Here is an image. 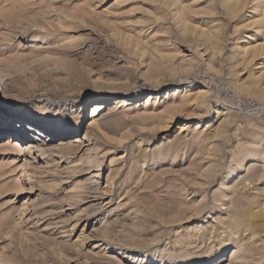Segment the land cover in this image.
<instances>
[{
  "label": "rangeland",
  "instance_id": "1",
  "mask_svg": "<svg viewBox=\"0 0 264 264\" xmlns=\"http://www.w3.org/2000/svg\"><path fill=\"white\" fill-rule=\"evenodd\" d=\"M155 1L0 0V119L24 108L44 112V125L81 124L39 146L36 157L0 145V264H138L145 254L143 264H202L220 256L205 259L223 245L211 234L219 213L189 222L183 216L202 195L215 203L213 192L234 153L252 141L264 145V56L250 61L239 52L264 40L255 34L237 43L239 19L223 0L194 2L192 16L183 14L187 21L179 24ZM191 1L179 0L178 8ZM58 16L67 26L57 23ZM207 29L219 34L216 42L207 39ZM45 54L52 55L48 61L35 59ZM186 84L190 92H183ZM197 90H205L198 117L185 103ZM93 105L100 108L97 126L86 118ZM212 105L213 126H203ZM167 118V129L159 131ZM164 132L167 137L155 142ZM121 133L126 139L119 145L111 138ZM87 144L100 155L107 150L99 181L87 172ZM64 145L72 153L55 150ZM159 152L166 156L154 161ZM139 155L155 164L134 172ZM207 156L214 173L193 180ZM252 165L239 177L255 174L261 161ZM248 184L242 198L264 210L256 188L262 183ZM82 228L84 238H78ZM246 246L257 263L264 231Z\"/></svg>",
  "mask_w": 264,
  "mask_h": 264
},
{
  "label": "bare ground",
  "instance_id": "2",
  "mask_svg": "<svg viewBox=\"0 0 264 264\" xmlns=\"http://www.w3.org/2000/svg\"><path fill=\"white\" fill-rule=\"evenodd\" d=\"M156 1H157V5H156L157 8L162 7V6L165 7L167 9V11H169L172 14L173 18L177 20V22L179 24L180 20L181 19L183 20V18H184L183 14H187L188 16H192L191 12H193V10H194L193 4H194V2H196L198 0H192L191 2L186 3L185 8H183V10L179 9L180 7H182V6H180V7L178 6L179 0H156ZM183 1L184 0H182V1L180 0L181 3ZM223 2H224L223 3L224 6L226 7V9L228 11V14L234 19L235 18L239 19L238 23H236V24H239V27H240L238 30V37H237L238 41H237V43L242 42V38L244 36L245 37L248 36L249 38H251L255 34H261L263 37L262 39L264 40V0H223ZM202 6H204V5H202ZM246 7L247 8L249 7L247 9V13L243 11ZM198 9H199V7H198ZM202 10H203V7H202ZM196 11H198L197 8H196ZM152 14H153V11H152ZM64 18L61 16H58L56 18L57 23L60 26H67V23H66L67 20H65ZM185 21H187V20L185 19ZM183 23H184V20H183ZM208 24H209V22H208ZM213 25H214V23H213ZM183 26H184V24H183ZM210 26H211V24H210ZM217 27H216V29H217ZM236 29H238V27ZM212 31L213 30H210L209 33L206 32L207 33L206 35L208 37V38L207 37L206 38L210 41V43L216 42L218 40V39L216 40L217 36L219 37V34L217 35L216 32H212ZM203 34H204V32H203ZM247 34H249V35H247ZM263 43L261 44V42H260V43L249 44L248 46H244V47L240 46L241 50H239V52L241 51L243 53V55L244 54L247 55L246 57H248L249 60L252 61L255 59V57H258V56H256L257 53H258V55H259V53H261V54H263L262 56H264V50L262 47V46H264ZM214 48H216V46ZM261 49H262V51L260 52ZM49 56H52V55H50V54L38 55V56H36L35 59L48 61ZM261 59H262V57H261ZM7 71H8V69H7ZM2 76H3V74H0V78H2ZM190 91H191V85L190 84L183 85V92H190ZM204 94H205V90L204 91L197 90V91H194L192 94H189L191 96H189V98L185 99L186 100L185 103L187 104V102H188V105H189L191 111L193 112L192 114H194L195 116L200 115L199 114L200 112H198V111H201L200 108L202 107L201 105L203 104L202 103V97H204ZM203 100H204V98H203ZM128 104H130V103H126L125 101H123V105H128ZM96 106L97 105H93L89 108L90 112L86 117L87 120H89L88 123H90L92 125H96V116L100 113V112L98 113L100 108L96 107ZM82 111H83V114H82V117H83L84 108H82ZM209 111H210L209 114L203 115L201 113L203 115V117L207 119V120L205 119V123L203 124V126H206V127L207 126L208 127L213 126L211 123V120H209L208 117L210 115L214 117L216 115V112H217V110L214 108L213 105L210 106ZM44 115H45L44 112L43 113L37 112L34 114L32 111L30 112L28 109H24V108L17 109V110L11 109L9 112H5L4 116L2 115L3 118L1 116V119H0V145L7 146V145L11 144V145H13V148L16 150L17 154H20L21 156L25 157L27 153H30L33 156L35 155V157H36L37 155L34 154L35 151L43 148V147L40 148L39 146H48L49 144L47 142H54L55 138L57 136H61V135L62 136H68L72 132H75L74 131L75 129H79L80 125H81L80 123L79 124H74V123L72 124L68 120L65 122H62V121L58 122L55 125H49V126L44 125L40 119V117L44 116ZM169 120L170 119L167 118L165 120V123L163 125H161L158 130L163 131V130L167 129V126L169 125V122H170ZM200 120H202V119H200ZM200 123H201V121L195 123L193 128L196 130H199L200 128H202V125ZM159 125H160V123H159ZM221 127H222L221 124L217 126L216 135L219 134ZM157 137L154 138L155 142L165 139L167 137V135L164 132V133H161L160 135H158ZM87 138L88 137L85 134L84 140L89 141V139H87ZM108 138H109V136H108ZM111 139H113L114 141H116V143H118L120 145L125 141L126 134L121 133L120 135H118V137H112ZM253 139L257 140L259 138L253 137ZM258 142H260V141H258ZM83 143H84V141H80L77 145V148L80 147ZM146 144L147 145L151 144V141H148ZM53 148L54 147H50L49 149L53 150V151L57 150L59 152L65 153V154H68L69 152L72 153V151L69 150V146L67 147L64 145V146H61L59 148L55 147V150ZM92 149H94V147L92 148V146L90 147V145L87 144L85 151L83 153H86L85 159H86L87 169H88L87 172H90V173L93 172L94 174L92 176L94 177L95 180H97V179H100V176L102 174L100 172V170L102 169V164H103V161L101 159L103 158L104 154L107 153L106 152L107 150L104 152L102 151V153L100 155V153H97V151L94 152V150L92 151ZM43 152L40 151L39 155H42ZM250 152H252V153L260 152V153L257 156H256V154L247 156ZM83 153L80 154V156L78 157L77 160H82V158H84ZM123 154H124V152L121 155H119V157H123ZM156 156H157V159H155L154 161L162 159L163 157L166 156V153L165 152H159L156 154ZM212 157H213V155H212ZM207 158H208V156H207ZM232 159H233V161L227 167L226 176L223 177L221 179V181H219V185H218L216 191L213 192L214 193L213 196L215 197V200H214L215 203L212 204L211 202L205 201V198H206V197L204 198L205 195H202V197L199 196L200 197L199 199H196L193 201L194 203L192 204V211L190 212L191 214L183 216L184 222H189L193 218H197V219L199 218L200 219L203 217H212L211 213H215V212L219 213L217 216H214V218H213V221L215 222V225L213 226V228H215V229H214V231H212L213 233H211V232L210 233L214 234V236L216 235V237H218V239H219V242L223 243V245L215 253L213 252L212 254L206 255L205 259L208 257H212L214 255H217V254H220V256H217L215 259L208 260L209 262H207V263L203 262L202 264H225L228 256H229V259H228L229 263L228 264H254V263H252L253 262L252 260H251L252 262L249 260V257L251 256L250 252H252V251L254 252V249L252 247H250V249L252 251L251 250L247 251L248 246H246V241L248 239H250L252 236L256 235L257 233L259 235V233L262 234L264 231V210L254 209V207L258 206V203H257V206L255 205V202H254V205L251 203L247 204L246 203L247 201H244V199L241 196L243 189L247 187L248 183H251L253 181H257V183H259V182L262 183L261 187H256V188L258 189V192L259 193L262 192V194L264 196V145L261 143L259 145H256L255 142L252 141L251 143H248L245 146H243L242 148H240V150L237 153H234L232 155ZM109 160H110L109 164H112V162L114 161V160H112V158ZM135 160H136L135 161L136 163H138V162L140 163L139 165L135 164L133 166L134 172L138 171V173L140 171L147 169V168H151L150 166L155 164V162L153 160H151V162H150L149 159L142 158L140 155ZM258 160L261 161V168L260 169L258 168L259 170L255 174L253 173V175L252 174L251 175H245L242 178L239 177L243 168H246L247 170L252 169L251 167L255 166V165H252L253 162H255V161L258 162ZM200 166L201 167H200L199 171L196 173L195 176H193V180H195V181L197 179L199 180V178H201L202 176H207V175L209 176L210 174L212 175L214 173L215 168L213 167V163L211 162V160H209V158L207 161H205L204 164H202ZM242 180L245 183H243ZM247 180H248V182H247ZM97 181H99V180H97ZM107 181H108V179H107ZM191 183H193V182H191ZM240 183L243 184L242 187H239ZM78 185H80V184H78ZM75 186L76 185H73V187H75ZM254 189H255V187H254ZM195 193H197V191ZM200 195H201V193H200ZM81 196H84V195H81ZM87 197H89V195L88 196L85 195V197H83V198L86 199ZM92 197H94L95 199L102 198L98 194L92 195ZM262 200H264V197L262 198ZM208 203H211V204H208ZM214 204H216V206H214ZM203 212H206V214H205L206 216L203 215ZM252 217H254V219L251 220ZM86 225L87 224H84L83 227H85ZM83 229L84 228H82L80 233L78 234V236H77L78 238H84V235L82 232ZM244 232H247V233L243 234ZM211 234L209 236H212ZM246 237H247V240L245 239ZM211 238H209V239H211ZM202 243H203V241H202ZM121 254L122 255H121L120 259L126 258V256L123 255L124 252H121ZM145 256H146V258H145ZM145 256L143 255V257L141 258V262L138 264H143L145 262V260L147 261L149 255L145 254ZM254 256H255V254H253V259H254ZM154 259H157V257H155ZM259 262H261V263H259ZM188 263H191V261H188ZM255 264H264V255L263 254L258 259L257 263H255Z\"/></svg>",
  "mask_w": 264,
  "mask_h": 264
}]
</instances>
